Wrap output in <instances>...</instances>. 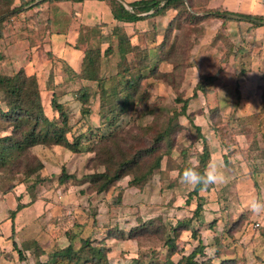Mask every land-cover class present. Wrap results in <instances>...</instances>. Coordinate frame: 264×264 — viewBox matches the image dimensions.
<instances>
[{
    "label": "rangeland",
    "instance_id": "374dc122",
    "mask_svg": "<svg viewBox=\"0 0 264 264\" xmlns=\"http://www.w3.org/2000/svg\"><path fill=\"white\" fill-rule=\"evenodd\" d=\"M118 1L130 9L128 4L137 0ZM105 3V6L109 7L107 2ZM174 16L175 12H170L164 29L174 20ZM163 20L167 19L157 17L152 20L154 24L145 20L144 26L138 27L139 29L131 24L118 26L124 29L132 44L148 47L152 46V34L157 44L163 40L164 32H159ZM110 25L81 27V49H99L103 53L110 42L112 29L116 26L114 23ZM201 26L205 29L204 33L197 27L192 31L183 32L188 40L186 38L182 45L181 74L173 75L172 79L167 81L163 75L172 73L173 65L163 61L158 65L157 77L142 81V89L148 95V105L151 107L167 105L179 111L181 105L175 103L177 96L189 98L188 114L192 115V122L197 126L203 124L204 120L208 122L206 104L212 106L214 102L213 98H204L201 93L192 98L194 87L202 76H222H218L219 79L213 84L221 90L219 99L223 102L222 118H216L212 122L213 127L215 126L212 131L216 137H211L216 138L215 142L219 138L223 143V157L226 163L230 160L234 173L226 177L225 183L216 184L218 189L222 187L219 191L199 193L203 198V207L198 218L193 217L198 201L192 199L187 202L193 187L182 183L178 177V168L183 164L184 150L189 149L192 153L200 151L203 142L201 138H197L194 127L185 117L179 118L182 127L177 132L172 155L162 160V173L155 175L142 189L129 186L131 178L126 177L107 192L97 195L91 190L89 175L102 172V168H97L89 162L94 154H72L56 146H37L32 154L44 165L39 177L41 182L26 181L22 175L0 174V264H41L47 260L46 255H38L41 249L48 253L56 248L57 244L64 246L69 243L68 236L73 238L71 241L75 246L80 238H90L92 243L107 247L109 264H167V260L177 264L183 256L189 255L199 242L204 246V255L196 258L200 264L204 261H209L210 264H264V238L261 235L264 213L255 214L248 206L249 201L254 198L264 201V153L256 141L261 135L260 121H264V118L248 114L259 102L260 89L249 82L247 86H242L240 96L238 86L233 87L234 78L231 77L234 76L235 67L239 69L238 62L242 63L245 69L251 65L253 53L249 46L254 43H251L250 37L252 27L249 23L242 22H227L222 26L216 20H209ZM181 32L176 30L174 35L182 34ZM146 35L149 36L148 40H144ZM241 36L245 37L242 42ZM227 42L234 45V49L243 44L247 54L243 57L238 55L236 60L231 57L230 61L225 62ZM259 50H263L262 42ZM116 64V56L102 57V75H114ZM61 70L69 77L73 74L65 65H62ZM63 88L56 93L57 101L64 106L69 122L75 125V133L83 132L84 140L89 138L92 142L97 141L94 125L98 123L97 95L86 105L91 110L90 115L81 119V104L75 101L72 95L78 86L68 83ZM40 95L45 114L49 119L53 115L55 117L50 94L41 90ZM240 99L241 105L246 108L240 109L238 114L235 109L233 114L226 102L229 100L239 104ZM139 111V105L134 110L127 111L118 119V127L115 129L121 133L128 130H134V134L138 133L134 127L142 130L152 120V116L141 118ZM236 115L240 118L236 119ZM238 120L244 124L236 127ZM231 123L234 124L232 127ZM226 124L228 128L224 126ZM217 125L219 127H216ZM201 133L205 138L202 129ZM213 140L212 144L215 145ZM235 144L236 154L231 151ZM207 145L210 146L209 142ZM245 148L246 151L249 150L247 155L243 154ZM62 172L71 178L61 185L59 180ZM116 200L120 201L119 205L115 204ZM18 205H21L22 209L14 217L16 235L13 238L10 212ZM186 218H193L191 224L196 237L192 236V229L179 232L176 251L170 254L164 245L166 235L174 236L173 228L177 220ZM242 218L244 223L238 226ZM150 220L155 221V230L161 226L165 227V238H162L160 230L131 239L120 238V234L130 236V232L132 233L138 225Z\"/></svg>",
    "mask_w": 264,
    "mask_h": 264
},
{
    "label": "trees",
    "instance_id": "16d2710c",
    "mask_svg": "<svg viewBox=\"0 0 264 264\" xmlns=\"http://www.w3.org/2000/svg\"><path fill=\"white\" fill-rule=\"evenodd\" d=\"M53 1L55 0H31L25 3L21 2L20 7L27 5L30 8H39L43 4ZM103 1L109 5L113 19L122 24H134L145 20L149 22L157 17H164L168 12H175V16L174 20L169 22L165 28L161 43L154 42L155 38L152 34V46L148 47L141 46V44L133 45L124 29L118 25L114 26L106 50L103 53L99 49L85 50L79 73H73L71 77L68 75L66 83L78 86L72 95L74 100L81 104V119L88 114L90 115L91 110L86 106L88 101L93 100L95 95L98 97V123L94 124L96 125L95 136L98 137V140L95 142L89 138L84 140L85 133L83 132L75 133V125L69 122V116L65 112L64 106L58 103L56 94H53L50 102L56 116L53 115L51 119L48 118L43 109L36 77L27 76L23 71L11 76L0 74V94L2 95L0 106V174L22 175L26 181L41 182L39 177L44 165L37 156L32 154L33 149L37 146H56L66 149L72 154H94L89 162L97 168H102V172H94L89 175L93 193L99 195L107 192L126 177L131 178L129 186L142 189L155 175L162 173V160L172 155L177 132L182 127L179 123L180 117H185L190 122L197 133V138H201L203 145L200 151L193 153L189 149L184 150L183 164L178 168V177H181L185 167L192 166L203 172L208 166L210 149L205 138L201 136L200 127L193 124L192 115L188 114L189 98H183L182 95L177 96L175 103L181 105L179 111L167 105L151 107L148 105V95L142 89V81L157 77L158 65L163 61L173 65V72L163 75L167 81L172 79L173 75L181 74L183 65L180 55L182 45H184L183 41L187 38L183 34L184 30L192 31L197 27L204 33L205 29L201 25L213 19L220 20L222 26L227 22L239 24L247 21L253 28H257L261 26L260 23H264V18L236 15L235 19H231L227 17V15H231L228 12L208 9L210 0H138L128 4L130 9L118 0ZM14 2L15 0H0V25L7 18L18 14L20 7H13ZM220 14L225 16L221 17ZM151 23L154 24L153 21ZM154 30L156 32L155 28ZM176 30L182 31L183 37H181L182 34L174 35ZM148 39L149 36L146 35L144 40ZM244 39L245 37L241 36V42ZM223 40L226 41L225 38ZM225 44V62L230 61L231 57L232 60H236L238 55L243 57L244 54H247L243 44L239 45L237 49H234V45L228 42ZM109 55L117 57L116 72L114 75L105 77L101 73V61L102 57ZM238 63L239 69L236 67L234 69L233 87L238 86L239 81L248 71L242 63ZM218 75L202 76L194 87L192 98H196L198 93L206 97L211 91V87L214 86ZM82 81L86 84H83ZM92 88L94 92H92ZM215 100L214 106L209 108L211 124L216 118H222L218 99ZM138 105L140 117L152 116L151 122L145 125L142 130L134 127L136 131H139L136 134H134V130L121 133L115 129L118 127V119L127 111L134 110ZM232 113L234 114V112ZM257 115L264 118V85L259 112L255 116ZM222 120L224 121V119ZM260 122L262 123L260 125L261 147L264 153V121ZM70 178L71 176L63 173L59 184H64ZM213 187L214 185L207 187L198 185L189 192L187 202L192 199L198 201L193 213L194 218H198L203 207V198L199 193L210 191ZM115 204L119 205L120 201L116 200ZM21 209L22 206L18 205L15 210L10 212L11 236L13 238L16 235L14 217ZM192 221L193 218L177 220L173 228L174 236L166 235L164 245L170 254L176 251V238L179 232L192 229V236L196 237L192 228ZM154 223V220L141 223L132 233L130 232V236L119 233L120 238L131 239L159 230L162 238H165V227L161 226L155 230ZM243 223L244 219L242 218L239 220L238 226ZM261 235L264 238V228L261 229ZM72 239L68 236L69 243L64 246L57 244L56 248L48 253L41 249L38 255L47 256V260L41 264H109L107 247L99 243H92L90 238H80L78 245L75 246L71 241ZM203 250L204 246L199 242L194 250L189 255L183 256L177 264H200L196 258L204 255ZM19 255L21 256V254ZM166 262L173 264L169 260ZM201 264H210V262L204 261Z\"/></svg>",
    "mask_w": 264,
    "mask_h": 264
},
{
    "label": "crops",
    "instance_id": "0c3cea01",
    "mask_svg": "<svg viewBox=\"0 0 264 264\" xmlns=\"http://www.w3.org/2000/svg\"><path fill=\"white\" fill-rule=\"evenodd\" d=\"M28 1L31 0H15L13 7L19 8L21 2L25 3ZM105 4L103 0H55L51 3L47 2L39 8H30L27 5L22 8L20 7L17 12L18 14L7 18L0 25V74L11 76L19 71H23L27 76H34L37 79L40 91L44 90L48 92L52 98L53 94H56L63 86H67L66 80H68V74L63 73L64 71L61 70L62 65H65L67 70H71L75 74L79 73L84 51L86 50L80 47L82 44L80 43V33L82 32L80 28H91L96 25L111 26L110 24L112 23L114 25L122 24L113 19L110 8L106 7ZM207 8L228 12L235 18L236 15L264 18V0H210ZM169 17L170 12L163 17L167 20H163L159 32H164L163 27H165V21H168ZM143 22L145 21L128 24L139 29L138 27L144 26ZM216 22L222 25L220 20H216ZM242 23L248 22L244 21ZM249 25L252 27L251 24ZM250 29L251 43L252 41L254 42L252 43L253 46H251L253 57H251V65L248 67V71L244 77L239 81L237 89L240 92V96L242 94V86H247L249 82L251 85L257 87V89H260L258 104L255 107L253 106L251 111L248 112L250 115H255L259 112L261 87L264 85V25ZM261 42L263 50H259ZM58 65L60 70L58 69ZM221 77L219 76V78ZM231 77L234 78V76ZM219 78L217 77V79ZM58 80L63 82H58ZM82 83L86 84L83 81ZM220 92L221 90L218 89V86H212L211 91L204 98H213L214 104L216 103L215 99H218L219 110L222 113L221 105L223 102L219 99L221 98ZM1 101L2 95L0 94V106ZM227 101L226 103L232 112H236L237 110L236 114L239 113L240 109L245 110L246 108L244 105H241L242 99L239 100V104ZM214 104L212 106L206 104L205 113H207L208 122L203 119V124H198L197 126L202 129L206 141L209 140L210 162L208 165H216L223 172L224 176L227 177L234 173L233 165L230 164V160L226 163V159L223 157L225 153L221 150L224 149L223 143L219 138L215 142L216 138L211 137V135L216 137L215 132L212 131L214 127L209 119V108L213 107ZM234 117L236 119L240 118L238 115ZM237 123H235L236 127L244 124L240 120ZM230 125L232 127L234 124L231 123ZM224 126L228 128V124ZM212 140L215 142V145L212 144ZM256 140L261 147V135ZM236 146L237 144L231 148L234 154L237 153ZM246 150L247 148H245L244 155L249 153V150ZM221 188L218 189L214 185L211 191L217 192ZM203 195H206V193H203Z\"/></svg>",
    "mask_w": 264,
    "mask_h": 264
},
{
    "label": "clouds",
    "instance_id": "9594fccd",
    "mask_svg": "<svg viewBox=\"0 0 264 264\" xmlns=\"http://www.w3.org/2000/svg\"><path fill=\"white\" fill-rule=\"evenodd\" d=\"M180 178L182 183L193 188L198 185L207 187L226 182L223 172L214 164L208 165L203 172L192 166L185 167ZM248 206L249 210L255 214L264 213V201L262 200L254 198L249 201Z\"/></svg>",
    "mask_w": 264,
    "mask_h": 264
},
{
    "label": "water",
    "instance_id": "95a60500",
    "mask_svg": "<svg viewBox=\"0 0 264 264\" xmlns=\"http://www.w3.org/2000/svg\"><path fill=\"white\" fill-rule=\"evenodd\" d=\"M220 16L223 17V16H225V15H224V14H220ZM227 17H229V18H231V19H232V18H233V19L235 18V17H233V16H231V15H227ZM254 22H255V21H254ZM260 24H261V25H264V23H260Z\"/></svg>",
    "mask_w": 264,
    "mask_h": 264
}]
</instances>
